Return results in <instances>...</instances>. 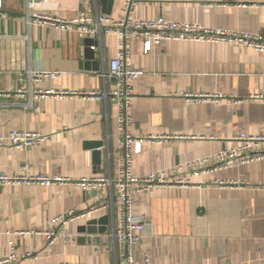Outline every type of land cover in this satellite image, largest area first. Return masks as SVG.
Listing matches in <instances>:
<instances>
[{"label":"crops","instance_id":"obj_1","mask_svg":"<svg viewBox=\"0 0 264 264\" xmlns=\"http://www.w3.org/2000/svg\"><path fill=\"white\" fill-rule=\"evenodd\" d=\"M125 2L59 0L38 7L70 19L90 10L120 20ZM27 11V0H3L0 8V94H8L0 97V138L18 130L49 140L29 148H0V175L115 176L117 107L109 100L38 98L37 93L113 91L115 85L103 75L117 56V37L95 38L97 57L87 61L77 33L29 25ZM134 16L264 40V0H147L136 6ZM130 65L146 71L133 84L130 131L135 138L156 137L134 155V175L182 167L185 176L188 163L237 147L240 135L264 137V53L168 41L145 54L142 42L133 40ZM47 72L57 77H34ZM202 94L209 98L186 97ZM96 142L104 144L99 163L88 146ZM259 151L264 154V142ZM191 180L187 187L154 188L135 196V215L146 220L138 262L146 253L152 264H264V158ZM98 204L95 193L74 186L1 185L0 260L14 250L19 256L33 254L19 264H120L116 206L62 227L71 238L60 239L51 250L42 235H18L51 230L63 213ZM103 217L108 218L105 232L82 231L88 221Z\"/></svg>","mask_w":264,"mask_h":264},{"label":"built area","instance_id":"obj_2","mask_svg":"<svg viewBox=\"0 0 264 264\" xmlns=\"http://www.w3.org/2000/svg\"><path fill=\"white\" fill-rule=\"evenodd\" d=\"M59 0H27V19L29 25H39L54 30L75 32L81 38L95 39L114 35L118 40V53L109 64V71L103 75L115 85L111 92H64L57 90L39 91L38 98L48 96L57 98L80 96L85 99H97L111 101L117 107V130H118V171L113 177L94 176L73 180L65 177L49 178L36 177H11L0 175L1 185H38L42 187L74 186L85 192H96L100 204L96 207L83 211L78 208L71 209L53 220V227L48 231L20 232L18 235H42L45 239V248L51 250L62 239L68 242L71 238L62 227L70 222L80 220L95 212L104 211L117 207L118 226L114 233V240L118 246L120 264H152L150 256L143 254L141 262H138L137 252L146 229V220L135 215V196L149 192L154 188H166L174 186H190L192 178L226 170L233 165L246 164L262 160L264 154L259 151L264 137H251L240 135L237 139L240 145L224 150L220 153L192 161L187 164L189 174H183V168L177 167L171 170L152 172L143 176H136L133 172V157L142 151L146 142L156 141V137L135 138L130 128L132 126L131 108L133 84L142 78L146 71L135 69L130 65L131 42H142L144 53L149 54L156 48L168 41L229 44L264 53V40L260 36L248 33L228 32L222 29L205 28L198 24L175 22L165 18L137 19L134 16L135 8L147 0H126L125 16L116 20L110 16L92 15L90 10L82 12L77 18H64L59 15L42 11L39 3L47 4ZM83 1V0H81ZM3 0H0V8ZM56 78V73H37L34 76ZM8 94H0V97ZM189 99L206 100L207 95H187ZM49 140L38 132H26L15 130L6 138H0V148L22 149L43 144ZM217 183V182H216ZM218 184V183H217ZM222 185V184H220ZM109 197H107V195ZM33 254L19 256L14 250L0 260V264H19L23 259Z\"/></svg>","mask_w":264,"mask_h":264},{"label":"water","instance_id":"obj_3","mask_svg":"<svg viewBox=\"0 0 264 264\" xmlns=\"http://www.w3.org/2000/svg\"><path fill=\"white\" fill-rule=\"evenodd\" d=\"M84 47V58L87 61H94L97 57L96 55V51L94 48H96L98 46V42L95 39H82V43H81ZM97 63H94V70L97 71ZM89 147H91L92 149L96 150L95 153V157L97 162H100V157L102 155V150L101 148L104 146L103 142H96V143H89L88 144ZM96 194V192H93ZM108 224V218L107 217H103L100 219H93L87 222L86 226L82 228V231H87L89 233H95L96 231H101V232H105L106 231V225Z\"/></svg>","mask_w":264,"mask_h":264}]
</instances>
